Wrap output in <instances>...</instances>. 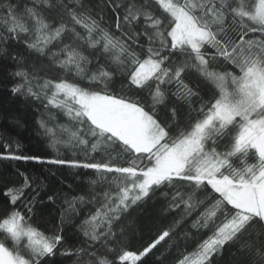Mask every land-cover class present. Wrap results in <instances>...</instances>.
<instances>
[{"label":"snow or ice","instance_id":"snow-or-ice-1","mask_svg":"<svg viewBox=\"0 0 264 264\" xmlns=\"http://www.w3.org/2000/svg\"><path fill=\"white\" fill-rule=\"evenodd\" d=\"M0 57L14 64L11 95L46 110L37 124L56 152L0 159L95 177L90 198L65 199L60 215L62 232L77 205L95 207L78 225L77 264H148L162 242L201 235L176 264H264V0H32L22 11L0 0ZM16 175L3 178L0 264H56L63 236L35 226L47 177ZM170 216L143 250L130 247Z\"/></svg>","mask_w":264,"mask_h":264},{"label":"trees","instance_id":"trees-1","mask_svg":"<svg viewBox=\"0 0 264 264\" xmlns=\"http://www.w3.org/2000/svg\"><path fill=\"white\" fill-rule=\"evenodd\" d=\"M13 3H19L21 11L27 5L32 6V0H12ZM67 2V0H66ZM96 5H102L103 0H93ZM54 15V14H53ZM105 16L109 21H114L115 16L110 10L105 9ZM65 42H68L67 40ZM10 52H20L28 56L23 44H16L11 42ZM29 64L33 61L29 59ZM103 62V61H101ZM39 63L48 65V60L42 58ZM91 67H95L93 64ZM14 64L8 58L0 57V155H7L14 153L25 156H40L45 159L56 157V152L48 145L47 137H45L39 128L37 121L42 117H46V110L38 103L31 100L25 101L20 97H13L9 91L12 80L7 76V72L13 71ZM47 75L50 77H58L61 74L55 70H49ZM190 80H197L196 74L193 72L189 76ZM203 86V85H202ZM115 88H120V81L117 79ZM211 94L210 92L208 93ZM58 123H66L65 117H59ZM9 142L11 147L5 149L3 145ZM16 142L20 144V148H16ZM64 158H70L71 153L61 149ZM51 168L55 175H52L47 170ZM24 172L34 179L40 177L44 180L47 187L40 190L38 197L37 212L35 215V226L38 227L45 234H61L63 236V243L61 251H67L68 255L56 256V264H77V256L75 252L77 249L85 247L84 237L78 229V225L86 217V215L95 210L93 205H77L79 215L73 214L72 223H65L63 231L59 232L60 215L67 205L64 203L65 199L71 200L74 196L92 195L88 191L87 185L90 179L95 177L91 174L92 170L81 171L79 176L73 174L74 170L67 167L40 164L37 161H12L8 159H0V205L4 204L5 197L3 192L6 188L3 178H7V184H19L21 178L16 175V171ZM39 183V180L37 181ZM69 185L71 187H69ZM101 189L97 187L96 191ZM48 196H53L54 200L49 201ZM173 217L167 219H156L150 222V226L138 231L135 236H130L128 243L132 249L143 250L152 240H154L159 233L166 230L171 223ZM205 235L199 237L192 236L189 240L181 242L178 247H172L173 241L162 242L153 253L147 257L148 264H176L182 254L190 253L196 247V244ZM87 257H84L80 264H85ZM227 260V254L225 255Z\"/></svg>","mask_w":264,"mask_h":264}]
</instances>
